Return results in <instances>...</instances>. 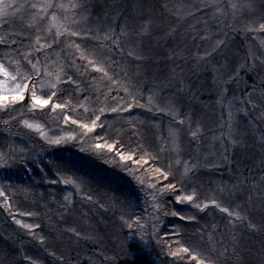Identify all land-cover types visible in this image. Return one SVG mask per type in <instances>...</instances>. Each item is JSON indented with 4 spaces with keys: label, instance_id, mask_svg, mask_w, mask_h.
Wrapping results in <instances>:
<instances>
[{
    "label": "rangeland",
    "instance_id": "1",
    "mask_svg": "<svg viewBox=\"0 0 264 264\" xmlns=\"http://www.w3.org/2000/svg\"><path fill=\"white\" fill-rule=\"evenodd\" d=\"M46 2L0 0V37L8 41L7 46L0 45V61L13 75L16 61L23 74L32 65L40 73L39 81L29 77L23 101L0 106V191L5 193L0 196V264H116L129 245L146 250L162 264L191 259L180 251L183 247L192 250L197 264L200 260L249 264L248 257L254 264H264L261 244L247 245L240 239L242 234L264 233V147L260 143L264 107L257 102L247 114H240L242 135L232 137L240 143L216 139L227 132V101L223 106L218 102L212 77L190 59V51L196 49L185 47L192 36L209 35L203 23L186 15L194 12L209 22L217 39L224 38L220 33L227 34L232 51L222 63L227 71L239 73V80L230 82V92L241 100L253 89L260 95L264 71H244L240 64L250 52L258 61L264 60V30L259 27L264 23V0H248L251 7L241 6L245 0H217L221 11L212 7L204 10L206 14L193 6L203 7L211 0H52L62 5L54 8L44 7ZM81 4L83 8L78 7ZM232 4L237 8L232 9ZM125 23L143 32L142 62H133L128 55L132 36L121 31ZM109 25L111 32H107ZM97 48L103 50V60L95 54ZM25 55L28 60L23 59ZM199 55H204L203 49ZM70 61L75 67H70ZM173 69H182L186 82L195 85L191 91L203 108L201 123L191 126L197 132L192 144L188 138L173 142L170 130L186 119L185 110L170 112L165 99L169 91L156 94L154 90L157 78L166 80ZM65 73L74 84L63 83ZM22 82V78L12 81L0 75V91ZM51 83L57 84L56 89L49 87ZM33 89L45 99L52 91L56 96L40 108L32 103ZM56 103L64 107L55 108ZM180 127L186 130L189 125ZM57 139L59 144L51 142ZM139 149L143 157L155 159L153 165L136 162L131 152ZM122 155L132 158L124 160ZM193 163L199 164L195 176L189 172L182 184L171 174L165 178L157 171L171 169L180 177ZM95 175L122 186L123 194L96 184ZM169 183L180 184V192L168 190L154 200L156 188ZM193 190L198 196L194 202L177 199ZM249 196L256 208L250 215L242 213L248 216L243 224L219 209L194 207L216 198L221 207L233 211L244 206ZM176 218H181L183 228ZM6 220L13 224L11 234L18 231L25 241L9 236ZM235 251L239 257L246 255L245 261L234 262Z\"/></svg>",
    "mask_w": 264,
    "mask_h": 264
},
{
    "label": "snow or ice",
    "instance_id": "2",
    "mask_svg": "<svg viewBox=\"0 0 264 264\" xmlns=\"http://www.w3.org/2000/svg\"><path fill=\"white\" fill-rule=\"evenodd\" d=\"M242 7H251V4L248 2V0H245V2L241 5ZM46 8H54V7H62V5H55L52 3V0H47L46 4L44 5ZM78 7L83 8L84 5H78ZM193 7L196 8L197 12H200L201 14H206L204 12L207 8L216 7L217 12H220L221 9L217 6V0H211V3L205 2L203 4V7L200 5H194ZM232 9H236L237 5L232 4ZM233 16L236 15V12L234 11ZM189 17H192L194 19H197V23H203L204 24V31L209 33V35H195L191 37V41L187 42L185 47L189 50L195 48V52L190 51V59L194 60L196 63L197 68L199 71L203 73H207L212 77V85L216 90V95L218 96V102L223 106L224 102L227 101L226 110L228 113V119L225 122L227 127V132H222L220 137H216V139L221 140H227L233 145L240 143L239 139H232V137L235 135L237 137H240L242 135L240 129H239V122L238 118L240 117L241 113L247 114L251 109L256 107V103L258 102L262 107H264V88L261 89V94L257 95V92L255 89H253L252 92L247 93L246 97L241 100V98L236 97L234 94L230 92L231 89V83L230 82H236L239 80V73L238 72H229L227 71L226 66L222 63L223 59L227 58L229 53L232 51L228 40H227V34L226 33H220L219 35L224 36L222 39H217L216 36L217 33H211L209 22L207 20H200L196 17V13L194 12H188L186 14ZM211 16L213 18H217L215 13H211ZM181 20L184 19V17H179ZM218 19V18H217ZM119 27V26H118ZM261 30H264V23H261L259 25ZM126 30V31H125ZM82 31L87 32V29H82ZM101 32H104L105 30L102 28L100 30ZM113 31L111 26L109 25L107 28V32ZM122 32H125V34H131L132 39L130 41V51L128 55L132 57L133 62L136 61H143V53L141 49V45L139 44L140 37L142 36L143 32H136V30L132 27L131 24L125 23L124 28L121 29ZM70 35L72 36H78L79 32H71ZM91 39L92 37H88ZM98 39V38H96ZM39 40V38H38ZM198 41V42H197ZM15 43V41H13ZM55 43V41H53ZM0 45L7 46L8 41L7 39L0 37ZM207 45V47H205ZM77 50L80 48L79 44H76L74 46ZM48 48L51 49L52 45L49 44ZM203 49L204 55H199V51ZM58 54V53H57ZM96 55H99L101 59H104L103 56V50L100 48H97ZM261 56H264V53H261ZM24 60H28L27 55L23 57ZM77 59V57L73 54V61ZM30 64L31 61H28ZM220 64V67H216L217 64ZM258 63L261 65V67L258 68ZM70 67H75V64L70 61L69 62ZM21 65L20 61L15 62V70L17 72L16 75H13L11 72H9L8 68L5 67L4 62L0 61V75L7 77L11 79L12 81H17L18 79L23 80L22 83H16L14 89H8L5 91H0V106H6L7 103H16L19 101H23L25 99V93L29 90V77H32L33 79H36L37 81L40 80V73L39 69L36 68L35 65H32L31 69L28 71L27 74H23L19 71ZM177 68H180L179 65H177ZM240 68L244 71H264V60H257V57L254 53H249L245 56L244 61L240 64ZM98 71L103 72L104 69L100 68L97 69ZM35 74V75H33ZM67 76V79L63 81L64 84H74L71 75L68 73H65ZM227 76V79H224V76ZM57 81L60 80V77H56ZM157 83L154 85V90L156 94H160L164 92L165 90L169 91V95L165 98L166 104L168 107V110L170 112H175L178 109L185 110L186 113V119H182L178 122V124L173 127L170 130V137L172 138L174 143H177L182 138H188V143L192 144L193 141L197 138V132L191 130V126L198 125L201 123V120L199 119V113L203 111V108L197 104L196 97L192 93L191 89L195 87L194 84H188L186 82L185 74L182 69L177 71L176 69H173L170 74H168V77L166 80H161L159 77L157 78ZM43 86V85H42ZM2 87V85H0ZM51 89H56L57 84L51 83L49 85ZM127 90V89H125ZM56 96V92L52 91L51 96H49L47 99L42 98L36 94V91L33 89L31 91V100L34 106H38L40 108H43L45 106H48L51 101L52 97ZM133 106V103L130 102L128 105L127 110H131ZM55 108H63L64 105L60 103H56L54 105ZM142 107V105H141ZM117 109L113 108L112 111L115 112ZM160 111H163V109H159ZM262 116H264V113H262ZM70 119V117L66 118ZM100 117L97 116L96 120H99ZM188 124V129H182L180 126ZM29 127H32V125H28ZM83 127L85 129H88L89 131L92 130V128L96 127L95 122L92 124V128H89L88 124H83ZM52 143L59 144L61 141L59 139L51 141ZM261 146L264 147V136L260 138ZM108 147L112 148L113 145H109ZM224 151H227V147H224ZM124 160L131 159L132 157L130 155L121 157ZM221 158H223V154L221 155ZM193 160H195V157H193ZM138 164L140 161H136ZM146 162V161H145ZM199 168L198 163H193V165L190 168L185 169V173L177 177L174 173H171V169L169 171L165 172L161 169H157L158 172H160V175L167 178L170 174L173 176V179H176L178 183H184L187 179V174L189 172L192 173L193 176L196 174V170ZM143 182V181H142ZM65 184H69L70 181L65 180ZM74 183V182H71ZM152 188H156V185H151ZM176 184L169 183L163 188H156V192L153 194V199H157L158 197L162 196L165 192L168 190H175ZM5 193L0 191V196H4ZM197 193L195 190H193V193L186 196H178L177 199L181 201H188L189 203L194 202L195 199H197ZM89 201H91V197H87ZM261 204L264 206V197L261 198ZM159 207V206H157ZM194 207L197 209H211L216 208L222 211L223 213H226L229 216L236 217L237 220H240L243 224L245 221H247L248 216L243 215L242 213H248L249 215L255 211L256 208V201L253 200L251 196H249L245 200L244 206H238L237 209L230 211L229 207H221V204L218 203V200L216 198H209L208 203H204L203 206L201 204H194ZM175 215H180V213H175ZM189 219H195V217H188ZM139 217L137 218V222L139 221ZM18 223H21L20 221H17ZM25 228H31V225H23ZM251 227H255V225H250ZM130 227V225H129ZM181 252L185 254H189L191 256L192 260H196L197 257L194 255H191L192 250L189 247H183ZM172 256L179 255L178 252H172ZM199 264H205L203 260L199 261Z\"/></svg>",
    "mask_w": 264,
    "mask_h": 264
},
{
    "label": "trees",
    "instance_id": "3",
    "mask_svg": "<svg viewBox=\"0 0 264 264\" xmlns=\"http://www.w3.org/2000/svg\"><path fill=\"white\" fill-rule=\"evenodd\" d=\"M125 145H127V144H125ZM141 152L142 151L139 149L136 152H131L132 153L131 155L133 156V158L135 160L143 161L144 163H147L148 165H153V162H154L155 159L150 158L148 160L147 158L143 157L144 153H143V155H140ZM81 167L84 170V168H83L84 166H81ZM89 172H91V171L87 170L85 173L88 174ZM93 177H94L93 178L94 181H96L95 182L96 184L105 187L109 191H115L116 193L123 194L124 188L122 186L115 185L114 183L104 179L103 176H101V175L100 176L99 175H95ZM178 185H176V189L175 190L180 192V190H181L180 187L181 186H180V184H178ZM176 223H178L181 226V227L179 226L180 228H183L181 218H176ZM4 224H5L4 228L8 231L9 236H11V238H13L16 242H20V241L24 240V238L22 239L23 235L19 234L18 231H15V232H13L11 234L10 227L12 228L11 225H13V224L10 221L8 223L7 220H6V222ZM262 231L264 232V228L262 229ZM258 232H261V231H254L253 234H249V235L242 234L240 239L244 243H246L247 245H254V244H256L258 242V243L261 244V246H262V248L264 250V233L258 234ZM45 233H46V231H45ZM1 237H2V234L0 232V240H1ZM32 239L33 238H30V240H27V241L31 242ZM244 246H246V245L244 244ZM255 247L261 248L260 246H257V245ZM41 249L45 250L44 248H41ZM236 253H238V252L235 251L234 259H233L234 262L236 260H238V258H240L241 260L245 261L244 257L246 255H242L241 257H239V254H236ZM251 255H255V254H251ZM262 255H263V253H262ZM246 261L249 262V264H254L255 263V260L254 259H250L249 257H248V259ZM116 264H162V263L157 262V260L154 259L146 250L134 249L133 245H129V249L127 250V254L125 256L123 255L122 257L118 258L116 260ZM181 264H197V261L196 260H192V259H188V257H186V260H184V262H182Z\"/></svg>",
    "mask_w": 264,
    "mask_h": 264
}]
</instances>
